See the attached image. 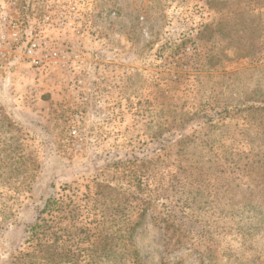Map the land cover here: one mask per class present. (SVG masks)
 I'll list each match as a JSON object with an SVG mask.
<instances>
[{
  "label": "rangeland",
  "instance_id": "374dc122",
  "mask_svg": "<svg viewBox=\"0 0 264 264\" xmlns=\"http://www.w3.org/2000/svg\"><path fill=\"white\" fill-rule=\"evenodd\" d=\"M89 2L0 70V264H264V0Z\"/></svg>",
  "mask_w": 264,
  "mask_h": 264
},
{
  "label": "built area",
  "instance_id": "2783aa9c",
  "mask_svg": "<svg viewBox=\"0 0 264 264\" xmlns=\"http://www.w3.org/2000/svg\"><path fill=\"white\" fill-rule=\"evenodd\" d=\"M90 5L89 0H0V70L17 56L34 71H81L85 57L69 42V33L76 34L80 9Z\"/></svg>",
  "mask_w": 264,
  "mask_h": 264
}]
</instances>
